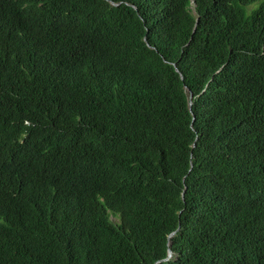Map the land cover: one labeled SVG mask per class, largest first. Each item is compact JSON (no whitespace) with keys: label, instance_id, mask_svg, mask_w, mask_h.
I'll use <instances>...</instances> for the list:
<instances>
[{"label":"trees","instance_id":"trees-1","mask_svg":"<svg viewBox=\"0 0 264 264\" xmlns=\"http://www.w3.org/2000/svg\"><path fill=\"white\" fill-rule=\"evenodd\" d=\"M0 264H264V0H0Z\"/></svg>","mask_w":264,"mask_h":264},{"label":"rangeland","instance_id":"rangeland-1","mask_svg":"<svg viewBox=\"0 0 264 264\" xmlns=\"http://www.w3.org/2000/svg\"><path fill=\"white\" fill-rule=\"evenodd\" d=\"M259 2L258 3H255L253 5H251L248 9H247V13L249 14L252 10H254L255 8H257V6L259 5Z\"/></svg>","mask_w":264,"mask_h":264},{"label":"water","instance_id":"water-1","mask_svg":"<svg viewBox=\"0 0 264 264\" xmlns=\"http://www.w3.org/2000/svg\"><path fill=\"white\" fill-rule=\"evenodd\" d=\"M172 236V234L169 236V238ZM171 257V252L168 253V257L167 258H170Z\"/></svg>","mask_w":264,"mask_h":264}]
</instances>
